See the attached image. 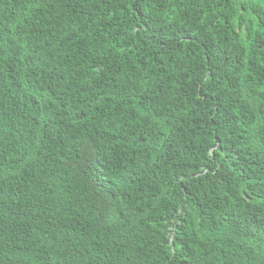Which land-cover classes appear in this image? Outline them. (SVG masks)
I'll use <instances>...</instances> for the list:
<instances>
[{
	"label": "trees",
	"instance_id": "trees-1",
	"mask_svg": "<svg viewBox=\"0 0 264 264\" xmlns=\"http://www.w3.org/2000/svg\"><path fill=\"white\" fill-rule=\"evenodd\" d=\"M0 264H264V0H0Z\"/></svg>",
	"mask_w": 264,
	"mask_h": 264
},
{
	"label": "water",
	"instance_id": "water-1",
	"mask_svg": "<svg viewBox=\"0 0 264 264\" xmlns=\"http://www.w3.org/2000/svg\"><path fill=\"white\" fill-rule=\"evenodd\" d=\"M244 1H253V0H244Z\"/></svg>",
	"mask_w": 264,
	"mask_h": 264
}]
</instances>
